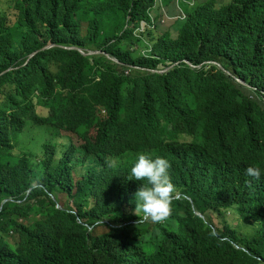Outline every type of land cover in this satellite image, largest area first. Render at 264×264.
<instances>
[{
  "label": "trees",
  "instance_id": "16d2710c",
  "mask_svg": "<svg viewBox=\"0 0 264 264\" xmlns=\"http://www.w3.org/2000/svg\"><path fill=\"white\" fill-rule=\"evenodd\" d=\"M153 3L0 0V73L12 67L0 75V264H264V0L185 5L178 36L135 55L122 48L133 37L124 25L139 26ZM49 41L118 61L55 45L24 64ZM92 60L98 81L87 72ZM30 122L69 141L16 155ZM149 149L171 159L177 184L171 216L137 224L133 194L147 181L131 176L136 158L125 159ZM212 156L217 171L196 169ZM249 166L261 171L251 186ZM228 211L254 233L228 223Z\"/></svg>",
  "mask_w": 264,
  "mask_h": 264
},
{
  "label": "clouds",
  "instance_id": "9594fccd",
  "mask_svg": "<svg viewBox=\"0 0 264 264\" xmlns=\"http://www.w3.org/2000/svg\"><path fill=\"white\" fill-rule=\"evenodd\" d=\"M159 1L162 4H158ZM174 2L180 4L186 10L185 5H189L193 7L199 2L203 4L205 0H172L171 5H169L167 0H154V3L147 10L148 17L143 18L144 23L142 24V26L137 27L136 25L133 24V22H129L127 25L124 26L123 31L127 29L131 30L132 28H133L132 34L138 33L140 31H145L147 29V25L145 23L147 22L146 20L148 18H153V14H151L153 8L161 7L162 10L165 11V9H167L166 5L170 7L173 5ZM83 28L86 29V27L83 26L81 32ZM47 45H49V43ZM47 45H45L43 48H45ZM91 50L100 51V53H97L95 55L104 54L109 59H111L110 57L116 58L103 50H99V49H91ZM30 55L26 60L27 62L25 64H27L29 58L32 57V56L30 57ZM90 56H94V55H90ZM113 62H115V60H113ZM134 68L143 70L147 67L138 66ZM156 70H158L157 72H160L161 70H166V69H156ZM239 79L240 78H238V80ZM97 114L101 119L109 118L108 110L104 106L99 107ZM42 116L46 117L45 115ZM14 150H15V146H14ZM146 153H148L150 156ZM219 160H220L219 157L212 156L207 161L198 162L199 164L196 167V169L199 170L200 168H208L209 171L213 173L218 170L221 164ZM130 172H131V176L134 177L135 180L147 181V184L140 185L137 191L133 194L134 202H135L134 214L138 216V220L136 221V223L138 224L143 222H151L156 224V223H163L164 221H166L171 216L172 213L171 204L174 198L175 185L177 184L173 175V162L171 160H167L166 158H163V153H161L160 151L156 149H149L147 151H143L142 153L137 154V157L130 169ZM245 174L251 178V180L246 182L248 186H251L252 181H259L261 179L260 169L254 166L247 167L245 170ZM176 191H177V195L175 197L177 198L182 197L183 193H181V191L178 188L176 189ZM189 198L191 199V197ZM200 214L201 216L205 217L204 214L202 213Z\"/></svg>",
  "mask_w": 264,
  "mask_h": 264
},
{
  "label": "rangeland",
  "instance_id": "374dc122",
  "mask_svg": "<svg viewBox=\"0 0 264 264\" xmlns=\"http://www.w3.org/2000/svg\"><path fill=\"white\" fill-rule=\"evenodd\" d=\"M216 1L220 5V4H225L227 2H230L231 0H216ZM12 3L13 1H10V4L14 6V4ZM179 6L183 10L184 16L186 18L187 17L186 10L180 4ZM166 8L167 9H165V11L162 10L161 7L153 8L151 11V14H153V18H148L146 20L147 22H145L147 25V29L145 31H140L138 33L133 34L134 38L131 36L123 37L121 39L122 48L133 51L135 55H147L148 56L152 52L151 47L155 46L154 42H158L161 35L170 33L172 36L177 37L179 34L180 27H181V22H180L181 19H180V14H178V7L174 2L173 5L170 7L166 5ZM7 12H8V17L10 21V23H8L10 28L12 29L16 28L14 7L7 8ZM104 17L110 20L114 19L113 17H110V16H104ZM156 20H158L157 22L158 24H156L155 22ZM83 26L86 27L87 24H83ZM15 33L18 36V40H22L26 44L30 43V41H28L25 37L21 36V34L19 33L17 29L15 30ZM82 34H85V28H83ZM103 63L112 64L113 60L109 58L107 59L103 58ZM164 67L165 66L163 65L161 66V68H164ZM210 67L211 65H208L206 66V69H209ZM168 68H170L169 70H171L173 68V65H170L169 67L165 69H168ZM169 70H166V71H169ZM97 71L98 69L96 68L92 60V67L87 69V72L90 75V77H94L96 81L100 80V75L95 74ZM37 111L41 115L46 116L48 114V109L43 108L41 106L37 107ZM51 128L54 129L51 126L34 125L32 122H30L25 132L20 135L17 145L15 144L14 153L16 155H21L22 153L26 151L32 150V151L37 152L38 154L40 153L42 154L43 152L41 151V147L43 146L46 140L52 139L54 140V142H60V143H65L69 141V136L61 134L63 133L61 131L50 130ZM33 133H35L34 135H36L35 139L32 138ZM71 138L74 142H77L80 139L76 133L73 136H71ZM136 157H137V154L132 155V156H127L125 160H129V159L136 158ZM54 196L56 197V199H58L57 193ZM60 199L63 200L62 202L71 201L70 197L64 193L60 194ZM6 200L9 201V199H6ZM226 217H227L228 223H230L232 226L241 225L245 233H249V234L254 233V226L246 223L243 219L239 218V216L234 211L233 212L228 211ZM216 221L219 223L220 226H223V222L219 218H216ZM16 235L18 234L11 232L9 237L12 239V237Z\"/></svg>",
  "mask_w": 264,
  "mask_h": 264
},
{
  "label": "water",
  "instance_id": "95a60500",
  "mask_svg": "<svg viewBox=\"0 0 264 264\" xmlns=\"http://www.w3.org/2000/svg\"><path fill=\"white\" fill-rule=\"evenodd\" d=\"M55 44H49V45H47L45 48H48V47H52V46H54ZM60 46H62V47H64V48H69V49H75V50H78L79 52H82V53H84L85 55H87V54H90V55H95V54H97V53H100V51H93V50H85V49H82L81 47H78V46H66V45H60ZM84 50V51H83ZM86 51V52H85ZM35 53H37V51L36 52H33V53H31V55H30V57L31 56H33ZM109 57V56H108ZM111 59H113V60H116V58H113V57H110ZM27 62V61H26ZM218 63V62H217ZM218 64H220V63H218ZM221 65V64H220ZM221 67L222 68H224L222 65H221ZM12 69V67H9L8 69H6V70H4L3 72H1L0 73V75H2V74H4V73H6V72H8L9 70H11ZM170 68H168V69H166V70H169ZM225 69V68H224ZM151 70H153V71H158V70H156V69H151ZM166 70H161L160 72H164V71H166ZM239 81L240 82H242V83H244V84H246V82L245 81H243V80H241V79H239ZM8 200H5L4 201V203L5 202H7ZM61 207V206H60Z\"/></svg>",
  "mask_w": 264,
  "mask_h": 264
},
{
  "label": "bare ground",
  "instance_id": "6f19581e",
  "mask_svg": "<svg viewBox=\"0 0 264 264\" xmlns=\"http://www.w3.org/2000/svg\"><path fill=\"white\" fill-rule=\"evenodd\" d=\"M159 3L160 4H162L160 1H159ZM176 5H177V7H178V14H180V18H182V19H185V16H184V12H183V10L181 9V7L179 6V4L178 3H175ZM186 8H189V5H186ZM133 22V24H134V21H132ZM144 23V19H142V20H140V23H139V26H137V27H140V26H142V24ZM49 44H52V42L51 41H49L48 42ZM56 45H61L60 43H55ZM82 48V47H81ZM45 48H43V47H40L39 49H36L35 51H33V52H36V51H41V50H44ZM82 49H85V48H82ZM84 51V50H83ZM86 52V51H85ZM82 53V52H81ZM83 55H85L84 53H82ZM88 55H90V54H87V55H85V56H88ZM116 61H118V59H116ZM188 62H190V61H188ZM191 63V62H190ZM163 158H166L167 160H171V159H169L165 154H163ZM219 162H221V160H219ZM203 171V170H202Z\"/></svg>",
  "mask_w": 264,
  "mask_h": 264
}]
</instances>
